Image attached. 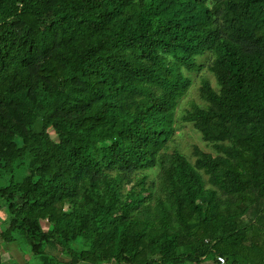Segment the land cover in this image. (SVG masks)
<instances>
[{"label": "trees", "instance_id": "16d2710c", "mask_svg": "<svg viewBox=\"0 0 264 264\" xmlns=\"http://www.w3.org/2000/svg\"><path fill=\"white\" fill-rule=\"evenodd\" d=\"M0 208L33 264H264V0H0Z\"/></svg>", "mask_w": 264, "mask_h": 264}, {"label": "rangeland", "instance_id": "374dc122", "mask_svg": "<svg viewBox=\"0 0 264 264\" xmlns=\"http://www.w3.org/2000/svg\"><path fill=\"white\" fill-rule=\"evenodd\" d=\"M210 62V56L205 55L203 57H200L197 59L198 64H203V68L201 71L197 73H192L188 75L190 78V86L186 92V94L179 100L178 106L176 109L177 115H179L182 111L189 109L193 103L197 105H201L202 101L199 98V88L201 81L203 79H207L210 81V83L215 87V83L213 80V77L211 74L207 71V65ZM175 134L173 136L172 141H170L167 145V152L170 153L174 150L184 154L191 162L194 161V158L192 156V146H198L200 149H202L205 152H210L211 150L202 142L200 135L192 128V126L185 122H178V124L175 126ZM48 134L52 139H56V135L53 132V129L51 127L48 128ZM147 173L149 175V179L155 180V172L152 170H147ZM247 222V218L244 217L240 220V224H245ZM43 227L45 228L46 225L42 222ZM23 252H26V250H23ZM58 254V252H55ZM28 255L30 257L29 264H33L36 262L35 259L30 255L28 252ZM33 260V261H32ZM11 264H17V263H11Z\"/></svg>", "mask_w": 264, "mask_h": 264}, {"label": "crops", "instance_id": "0c3cea01", "mask_svg": "<svg viewBox=\"0 0 264 264\" xmlns=\"http://www.w3.org/2000/svg\"><path fill=\"white\" fill-rule=\"evenodd\" d=\"M3 220H4V208H0V264H29L30 257L28 252H23L15 241L16 237L13 235H3ZM46 252L56 254L54 250L50 249V247L46 248ZM63 262H67L66 259H61ZM31 264V263H30ZM79 264H88L85 262H80ZM107 264H116L115 262H110Z\"/></svg>", "mask_w": 264, "mask_h": 264}, {"label": "built area", "instance_id": "2783aa9c", "mask_svg": "<svg viewBox=\"0 0 264 264\" xmlns=\"http://www.w3.org/2000/svg\"><path fill=\"white\" fill-rule=\"evenodd\" d=\"M217 262H218L219 264H224V263H225V260H224V258L218 256V257H217Z\"/></svg>", "mask_w": 264, "mask_h": 264}]
</instances>
